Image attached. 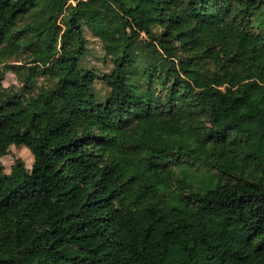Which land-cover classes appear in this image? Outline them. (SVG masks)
Wrapping results in <instances>:
<instances>
[{
  "label": "trees",
  "instance_id": "trees-1",
  "mask_svg": "<svg viewBox=\"0 0 264 264\" xmlns=\"http://www.w3.org/2000/svg\"><path fill=\"white\" fill-rule=\"evenodd\" d=\"M38 1L0 0V264H264V0Z\"/></svg>",
  "mask_w": 264,
  "mask_h": 264
},
{
  "label": "rangeland",
  "instance_id": "rangeland-1",
  "mask_svg": "<svg viewBox=\"0 0 264 264\" xmlns=\"http://www.w3.org/2000/svg\"><path fill=\"white\" fill-rule=\"evenodd\" d=\"M50 3H52V0H40V2L38 1V4L34 8L30 9V11L18 21L17 25L20 26V25L29 24L31 27H38L45 25V12L47 11L46 5ZM68 4L74 5L75 3L69 1ZM151 14H152L151 12H148V14L145 17V21L148 24L150 23L151 20ZM56 22L59 25L63 26L65 22V14L59 16ZM153 31L155 32L156 35L160 34V29L156 26H153ZM84 36L86 39L87 53L85 57L82 58L81 67L84 70L92 71L96 75L97 79L95 80L94 83L93 95L98 102L104 103L105 100L108 98L110 91L106 87V85L102 82L101 78L104 75H107L111 72L112 63L110 59L104 56L102 46L99 40L93 37V35L85 28H84ZM143 41H145L144 35H142L139 41L136 43V47L138 49L141 48V44L143 43ZM26 61H27L26 55H23L20 58L10 57L4 59L2 63L0 62V76L2 77V85L4 87H10V86L19 87V83L16 81L15 76L13 75L12 72L4 71L3 66L5 64L6 65H10V64L17 65L22 63L24 64ZM139 63L140 62L138 61V64ZM137 76L138 75L136 73L135 77ZM18 159L23 161L27 169L31 168L33 157L29 152V150L26 149L25 147L15 148L12 146L10 147L8 154L0 159L4 172L9 173L11 166ZM167 161L168 159H165L163 163H167ZM185 168L193 169V167H188V166H185ZM180 170L181 168L179 166L173 168V171H175L178 178L181 177ZM173 188L176 190L177 186H174ZM229 234L237 241L244 242L246 240V234L245 232H243V229L241 228L240 225H235L229 231Z\"/></svg>",
  "mask_w": 264,
  "mask_h": 264
},
{
  "label": "built area",
  "instance_id": "built-area-1",
  "mask_svg": "<svg viewBox=\"0 0 264 264\" xmlns=\"http://www.w3.org/2000/svg\"><path fill=\"white\" fill-rule=\"evenodd\" d=\"M79 1V0H78ZM80 1H85V0H80ZM75 3V2H74Z\"/></svg>",
  "mask_w": 264,
  "mask_h": 264
}]
</instances>
